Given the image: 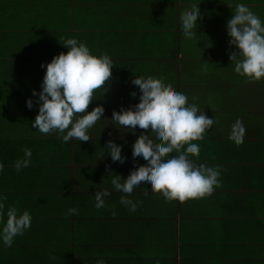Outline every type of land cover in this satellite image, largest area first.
<instances>
[{
    "label": "crops",
    "instance_id": "crops-1",
    "mask_svg": "<svg viewBox=\"0 0 264 264\" xmlns=\"http://www.w3.org/2000/svg\"><path fill=\"white\" fill-rule=\"evenodd\" d=\"M237 3L264 22V0H0V193L5 210L12 205L32 217L11 246L0 244V264H264V78L239 76L228 59L236 49L225 25ZM195 4L198 33L188 40L179 17ZM71 37L93 55L107 53L113 67L85 109L104 108L89 140L62 142L31 126L38 112L32 93L40 91L41 63L67 52L62 44ZM135 75L163 77L214 118L204 139L192 141L199 156L191 157L218 166L210 195L166 201L140 185L130 197L135 212L120 203L110 180L143 165L131 155L142 130L129 132L111 115L138 102ZM237 119L245 129L239 146L228 139ZM108 140L121 145L123 163L102 149ZM25 147L30 164L17 172ZM102 189L109 195L96 208ZM69 207L77 212L66 216Z\"/></svg>",
    "mask_w": 264,
    "mask_h": 264
},
{
    "label": "clouds",
    "instance_id": "clouds-1",
    "mask_svg": "<svg viewBox=\"0 0 264 264\" xmlns=\"http://www.w3.org/2000/svg\"><path fill=\"white\" fill-rule=\"evenodd\" d=\"M197 5L183 11L179 17L180 32L188 40L197 38L200 15ZM232 13L225 27L228 44L235 46L236 51L231 52L228 59L236 74L259 81L264 78V22L243 3H237ZM62 45L67 52L54 55L46 64L41 63L45 71L40 91L37 93L34 89L32 93L37 97L38 112L31 126L42 134L56 133L62 142L70 138L88 141V129L102 118L104 108L98 104L90 111L85 109L96 98L95 90L107 85L113 61L107 53L93 55L84 42L74 37L64 39ZM131 83L138 87V102L128 108L121 106L119 111L113 110L111 120L119 127L127 126L129 132L134 133L137 127L142 130L131 145V155L144 163L130 171L126 178L122 179L119 174L111 177L112 188L122 193L120 203L135 212L137 204L130 197L140 185H147L166 201L183 202L210 195L214 187L219 186V168L196 165L191 157L199 156V145L192 141L204 139L214 118L205 115L195 103H189L183 92L165 85L163 77L135 75ZM129 94L137 95L136 91ZM32 106L33 100L27 99L26 107L31 109ZM244 132L243 124L237 119L228 139L239 146ZM102 149L107 150L113 162H124L120 144L108 140ZM31 156V149L25 147L23 156L14 161V169L19 172L27 167ZM108 195L107 189L96 191L94 207H104L103 197ZM6 200L0 193V244L9 247L14 237L29 229L32 217L28 210L18 213L12 205L5 210ZM76 212L75 207H69L65 215ZM96 264L106 262L101 258Z\"/></svg>",
    "mask_w": 264,
    "mask_h": 264
},
{
    "label": "trees",
    "instance_id": "trees-1",
    "mask_svg": "<svg viewBox=\"0 0 264 264\" xmlns=\"http://www.w3.org/2000/svg\"><path fill=\"white\" fill-rule=\"evenodd\" d=\"M59 18H60V16H59Z\"/></svg>",
    "mask_w": 264,
    "mask_h": 264
}]
</instances>
